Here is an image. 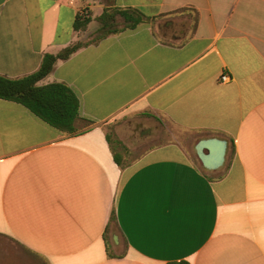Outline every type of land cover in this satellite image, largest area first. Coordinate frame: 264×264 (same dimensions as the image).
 Instances as JSON below:
<instances>
[{"label": "crops", "instance_id": "0c3cea01", "mask_svg": "<svg viewBox=\"0 0 264 264\" xmlns=\"http://www.w3.org/2000/svg\"><path fill=\"white\" fill-rule=\"evenodd\" d=\"M130 7L146 20L39 82L77 94V133L0 99V264H264V0H0V75L38 71ZM127 116L151 129L141 144L161 123L225 139V163L174 141L129 162L106 128Z\"/></svg>", "mask_w": 264, "mask_h": 264}, {"label": "trees", "instance_id": "16d2710c", "mask_svg": "<svg viewBox=\"0 0 264 264\" xmlns=\"http://www.w3.org/2000/svg\"><path fill=\"white\" fill-rule=\"evenodd\" d=\"M117 16H121L124 20V25L121 27H116ZM145 20V15L136 8H106L97 17L99 28L96 30L97 36L95 39L78 41L57 54H46L40 69L27 76L10 78L0 75V99L22 104L44 122L63 133H77L78 123L82 120L81 105L77 94L63 82H53L45 85H40L39 82L53 71L58 60H66L81 47L103 39L111 33L134 28ZM90 21L89 14L79 16L75 21V29L86 28ZM107 139L112 145L111 134L107 135ZM112 147L114 150V146ZM117 156L119 155L115 152V159L119 162ZM168 264L190 263L181 260L171 261Z\"/></svg>", "mask_w": 264, "mask_h": 264}, {"label": "rangeland", "instance_id": "374dc122", "mask_svg": "<svg viewBox=\"0 0 264 264\" xmlns=\"http://www.w3.org/2000/svg\"><path fill=\"white\" fill-rule=\"evenodd\" d=\"M124 25V20L121 16H117L116 27ZM97 36L96 31L86 40H93ZM139 118H131L129 116L120 120H113L110 124H107V131L111 134L114 148L123 157L126 156L129 162L133 161L136 157L141 155L152 144H159L164 142H180L183 146L192 154L196 162L201 163L197 156L195 145L200 139L201 135L196 133H190L182 131L170 123H161L157 130V140L154 142H148L141 144V136L139 134H133L131 124L139 121ZM132 127H134L132 125ZM118 129H122V133H118ZM202 164V163H201ZM202 166V165H201ZM117 251L123 252V248H118Z\"/></svg>", "mask_w": 264, "mask_h": 264}, {"label": "water", "instance_id": "95a60500", "mask_svg": "<svg viewBox=\"0 0 264 264\" xmlns=\"http://www.w3.org/2000/svg\"><path fill=\"white\" fill-rule=\"evenodd\" d=\"M151 132V129L145 130L143 135ZM228 142L219 137L203 138L195 145L198 158L203 166L208 170H215L222 167L226 160ZM117 240V238H115Z\"/></svg>", "mask_w": 264, "mask_h": 264}, {"label": "flooded vegetation", "instance_id": "af4514ba", "mask_svg": "<svg viewBox=\"0 0 264 264\" xmlns=\"http://www.w3.org/2000/svg\"><path fill=\"white\" fill-rule=\"evenodd\" d=\"M132 125L134 127H132ZM145 128H146L145 125L141 123L140 121H137L134 124L133 123L131 124V129L133 131V134H139L141 137L144 136L143 131Z\"/></svg>", "mask_w": 264, "mask_h": 264}, {"label": "built area", "instance_id": "2783aa9c", "mask_svg": "<svg viewBox=\"0 0 264 264\" xmlns=\"http://www.w3.org/2000/svg\"><path fill=\"white\" fill-rule=\"evenodd\" d=\"M221 78H222L223 82H227V81L231 80V76L229 74H226V73L223 74Z\"/></svg>", "mask_w": 264, "mask_h": 264}]
</instances>
